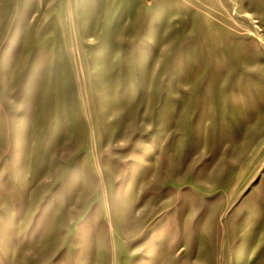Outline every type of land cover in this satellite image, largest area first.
I'll list each match as a JSON object with an SVG mask.
<instances>
[{"label":"rangeland","instance_id":"374dc122","mask_svg":"<svg viewBox=\"0 0 264 264\" xmlns=\"http://www.w3.org/2000/svg\"><path fill=\"white\" fill-rule=\"evenodd\" d=\"M0 264H264V0H0Z\"/></svg>","mask_w":264,"mask_h":264}]
</instances>
